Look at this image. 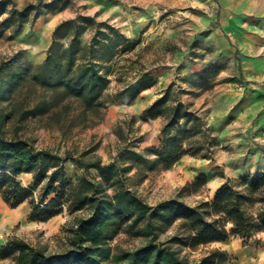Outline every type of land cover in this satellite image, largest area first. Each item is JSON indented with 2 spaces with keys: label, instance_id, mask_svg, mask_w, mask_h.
Segmentation results:
<instances>
[{
  "label": "trees",
  "instance_id": "trees-1",
  "mask_svg": "<svg viewBox=\"0 0 264 264\" xmlns=\"http://www.w3.org/2000/svg\"><path fill=\"white\" fill-rule=\"evenodd\" d=\"M58 2L36 0L19 6L15 0H0L1 28L18 32L25 23L55 10ZM139 43L109 21L84 13L53 28L42 62L24 61L19 54L0 62V190L5 201L12 208L27 201L31 221H48L65 206L71 213L87 212L72 228L70 249L46 253L24 241L8 240L0 247V258H11L9 264H108L113 254L108 244L123 232L142 237L145 243L113 255L116 264H228L220 249L198 257L193 252L231 237L241 238L247 246L264 232V172L227 179L213 199L195 205L175 196L151 205L128 185L133 170L145 174L160 164L171 166L187 154L212 157L215 139H208L197 110L172 97L174 83L141 116L164 119V138L157 147L138 151L126 144L104 163L91 150L60 152L38 147L22 135L31 119L60 123L73 111L77 124L92 126L97 121L91 114L100 116L109 102L130 103L152 88L155 79L142 71L109 92L116 59L126 60ZM68 164L81 171L74 179L68 175ZM92 170L96 176L89 173ZM23 173L32 175L29 186L17 179ZM172 227L175 232L161 240L160 235Z\"/></svg>",
  "mask_w": 264,
  "mask_h": 264
},
{
  "label": "rangeland",
  "instance_id": "rangeland-1",
  "mask_svg": "<svg viewBox=\"0 0 264 264\" xmlns=\"http://www.w3.org/2000/svg\"><path fill=\"white\" fill-rule=\"evenodd\" d=\"M15 1L22 6L36 0ZM84 13L107 20L131 39L140 40L126 60L116 59L110 93L142 71H148L156 84L130 103L109 102L100 116L91 114L97 121L92 126L77 124L73 111L60 123L31 119L22 135L38 147L60 152L91 150L104 163L112 161L126 144L138 151L157 147L164 138V119L143 120L141 116L174 83L172 97L197 110L208 128V139H215L212 157L187 154L171 166L160 164L145 174L133 170L128 179L132 189L151 205L173 196L195 205L213 199L227 179L264 172V0H59L55 10L25 23L18 32L2 29L0 18V62L17 54L24 61L42 62L53 28ZM199 79L202 82H194ZM198 141L203 143L202 136ZM67 171L73 179L81 173L70 164ZM89 173L97 175L94 170ZM3 205L7 214L16 213L0 190V213ZM86 214L71 213L65 206L48 223L17 219L7 228V242L18 239L46 253L64 252L73 246L76 220ZM175 229L163 232L161 240ZM144 243L142 237L119 234L108 244L113 254L107 263L116 264L113 255ZM211 249L225 252L228 264H264V232L247 246L241 238L231 237L201 246L193 256ZM11 262V258L0 260V264Z\"/></svg>",
  "mask_w": 264,
  "mask_h": 264
},
{
  "label": "crops",
  "instance_id": "crops-1",
  "mask_svg": "<svg viewBox=\"0 0 264 264\" xmlns=\"http://www.w3.org/2000/svg\"><path fill=\"white\" fill-rule=\"evenodd\" d=\"M18 181L23 185V186H29L31 183H32V175L29 174V173H23L21 175H19L17 177ZM3 208L1 209V213H0V221L2 222L1 225H2V234H4V237L3 238H0V244H5L7 242V237H6V232H7V228L8 226H10L12 224V222L16 221L17 219L18 220H21V219H28L30 220V213H31V207L29 205V203L27 201L21 203L20 205H18L17 207L15 208H12L16 213H10L7 214V208L5 205L2 206ZM22 213V215H21ZM6 214L8 216H6ZM56 217V216H55ZM55 217L49 219L48 221H43L44 223H48L50 222L51 220H53ZM21 218V219H20ZM30 222H35V223H43V222H40V221H31ZM1 260V258H0Z\"/></svg>",
  "mask_w": 264,
  "mask_h": 264
},
{
  "label": "built area",
  "instance_id": "built-area-1",
  "mask_svg": "<svg viewBox=\"0 0 264 264\" xmlns=\"http://www.w3.org/2000/svg\"><path fill=\"white\" fill-rule=\"evenodd\" d=\"M3 237H4V234H1V235H0V238H3Z\"/></svg>",
  "mask_w": 264,
  "mask_h": 264
}]
</instances>
